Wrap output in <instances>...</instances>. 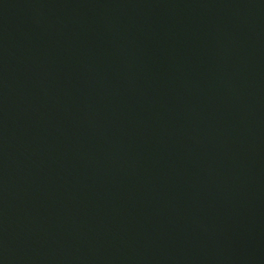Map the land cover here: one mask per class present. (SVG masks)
I'll return each instance as SVG.
<instances>
[{
  "label": "water",
  "instance_id": "95a60500",
  "mask_svg": "<svg viewBox=\"0 0 264 264\" xmlns=\"http://www.w3.org/2000/svg\"><path fill=\"white\" fill-rule=\"evenodd\" d=\"M0 264H264V0H0Z\"/></svg>",
  "mask_w": 264,
  "mask_h": 264
}]
</instances>
